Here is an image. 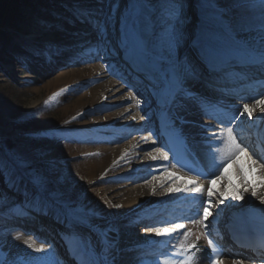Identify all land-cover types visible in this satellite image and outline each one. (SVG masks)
Segmentation results:
<instances>
[{
	"label": "bare ground",
	"instance_id": "6f19581e",
	"mask_svg": "<svg viewBox=\"0 0 264 264\" xmlns=\"http://www.w3.org/2000/svg\"><path fill=\"white\" fill-rule=\"evenodd\" d=\"M70 4L73 12H79L80 9H91V4H89L88 1L74 0L71 1ZM230 6L232 8L230 13L233 12L240 15L236 20H243L246 23L253 25L260 23L261 11H264V6H261L258 3L251 5L245 3L236 6L233 4V0L230 1ZM197 13L199 14V25L198 27L194 25V27H197V29L200 30L203 11L198 9ZM53 26H55V24H51V26L46 27L45 30L53 31L51 37L53 40L54 38L58 40L57 44H53L52 46H49L50 44L45 45L44 39L46 38V34L43 30L39 33H34L32 36L38 37L39 44L37 45V48L45 46L51 52H57L60 49L70 50L67 54L61 53V55L66 56V58L63 60L59 58L56 67H62L65 65L70 66L72 62H75L76 60H92L94 62L92 65L87 66L82 70L70 69L69 71L59 73L57 77H54L53 79H50V72L40 69V66L44 67L45 62H32V65L39 71L32 72V74L36 76V80H34L35 84H44L41 87H33V91L42 93L45 91L56 92L58 90H67L68 95L64 99L66 104L62 108L64 113H79V118L83 120L89 115L95 114V116H100V119L98 120L92 119L88 123H83L80 126L81 129H79L81 134L84 132H91L93 136L95 132H98L96 135L99 136L100 139L88 141L81 137V141L78 142L77 147L83 159V165L87 169V177L89 179V191L86 200L92 202V208L98 214L97 217L93 218L92 223L100 224L101 226H106V224L110 223L119 229L120 235L118 243L123 250L122 255L125 254L121 258L129 259L143 256L139 261H125L123 264H142V262L143 264H153L155 261H159L160 264H180L181 261H184V264H188L186 256H179L178 253L180 250L187 248L189 243L201 244L199 246L201 251L196 253L197 257H199V264H210L211 250L207 245V239L212 237L213 234L218 236L216 231L225 234V227L232 223L231 216L234 215H241L247 220L248 224L246 230L248 233H261L264 239V205H260L259 201L254 198L250 199L247 196L245 201L239 202V205H237V202L235 201L225 200V204L220 206V209L222 210L219 215H215L217 209L214 207L210 209L213 211V216H210L209 220L204 223L209 225L208 231L212 233L211 236L205 235L206 229L203 224L193 223L192 219H189L192 217L197 220H202L203 212L200 208V199L197 195L184 191L175 193L166 192V189L173 185L183 186L184 179H176V176L183 178H187V176L179 174L173 169L169 164V159L167 161L162 158H159L156 161L150 159L148 155L149 152L160 157V153L153 152V149L156 147L162 149L163 145L158 142L154 134H149V132H147L149 121L147 119H140V117L143 116L142 112L133 102L131 96L125 92L126 89L120 85L119 81L114 80V74L108 72V68L111 66V61L113 64L116 63V61L113 62L114 59L109 57H115V52L107 54L105 59H101V56L98 57V55H92L91 52L89 53H91L92 56L81 54L80 51H78V45L74 48H70L69 45L71 43L67 42L71 38H75V36L77 37L79 34L75 35L74 31L67 32L64 30L60 33L61 38H58V33L54 31L56 27L53 28ZM84 26L85 24L83 25L82 32L86 31ZM111 27L114 28V30L109 32L108 36L112 41V46H116L118 44L119 29L115 27L112 20ZM92 30L96 31V28L93 27ZM80 35H82L81 32ZM93 41V48L95 49L97 37L93 39ZM191 47H193V45H191ZM103 53L104 52L101 50L102 56ZM184 53H188V51H183L182 54ZM190 53L192 52L190 51ZM15 56L16 58L7 57L8 59L6 61L8 63L17 62L19 56ZM199 62L201 61L198 56L196 65L199 64ZM126 66V64H123L122 67L119 66L123 79L138 80V77L134 75V72L126 69ZM228 69L229 68L221 73L223 76H219L221 74H218V76H216V74H210L206 77V80L214 86L231 82L235 83V80H233L235 76L227 73ZM255 71L262 74L263 80L261 83L262 90L264 91V70L249 69L247 72L245 70H238L241 74L252 73L254 76L257 75ZM210 76H215L212 78L215 83H212L209 80ZM187 86L193 92L198 94L199 98H187L193 102L194 107L190 105L191 103H185L184 107L181 108L180 113L175 109L169 111V114L173 117L172 123H176L177 129L182 132L183 136L198 153L204 166L210 170L211 154L216 152L214 143L219 144L220 148L223 147V144H220L219 141L214 143L210 142L212 131H215L217 135H220L222 131H218L213 127V120H216V118H205L208 117V111L214 112V110L217 111L218 109L220 112H227L228 114H234L236 116L239 114V111L243 109V105L236 106L228 100L216 98L215 94L212 93L213 91L207 86H204V95L198 92V84L189 81ZM252 86L254 85L252 84ZM247 103L253 108L252 118L254 120H258L261 115H264L260 113V108L264 107V100L250 101ZM194 108L197 109V112L190 113L194 111ZM109 111H111L110 114H107ZM176 116L182 117L184 122L182 123L180 119H176ZM133 117H135V119H133ZM241 124H246L245 117H243ZM254 124V122L250 124L251 127L249 128V131ZM228 128L229 127L220 128L223 130L224 137L226 134L228 135ZM255 132L257 133L258 130ZM131 134L135 137L126 143L125 141L131 138ZM122 142H125L126 144L124 143L123 146L115 147ZM220 155L221 153H217V159H219ZM111 166L113 167L111 168ZM238 167L243 168L245 177L252 184L259 183L256 179L259 175V169L250 168L247 157L241 154V157L236 164L227 165L226 176L217 179L215 185H211L210 181L216 179V175H211L206 181H198V183L203 185L205 189L203 193L204 200H207V189L212 187L214 191L213 202H215L219 192L227 187L229 177L231 178L233 185L236 188H239L240 178L237 175ZM144 168H148V170L141 171L137 175H139L142 180H147L150 177L153 178L149 182H142L141 184H138V186H135V179L132 178V173H136V171ZM113 170H119L117 175L119 176L120 181L122 180L120 185L117 182V178H108ZM211 170L215 171V169ZM166 171L175 173L176 176L169 178L165 174ZM221 171L223 170L221 169ZM217 175L219 174L217 173ZM99 179L101 181L100 183H97ZM153 186H155V195H153ZM190 186L191 185H189V187ZM228 191L231 192L233 189L229 188ZM113 204H118L122 207L118 209L111 208L109 205ZM251 206L255 209V212L247 214L245 211ZM197 209H200L198 216ZM157 212L161 213L156 214V216H159V219L155 222H160V224L153 226L167 227V224L162 223L164 221L183 224L184 228L179 229L178 232H187L188 235L186 237L183 235L176 236V234L173 233L172 235L176 236V239L172 240L171 243H168L167 246H165L166 238L163 236L157 237L154 233L144 232L143 235L138 237V233L136 234L135 231L138 222L146 217L152 218V215ZM37 222L41 224V227H44L46 230L45 232L50 231L49 223L40 219H37ZM63 231L64 229H62L61 232ZM122 231L124 232L120 233ZM1 233H5V235L9 234V236H3L2 238H4V240L0 242L1 248L6 253L5 263L8 264V262L15 260L17 264H23V261L29 258V254L32 256L42 255L32 252L28 247L14 250L11 245H7L12 238L18 236L20 243L28 241L27 238H23L19 233H10L8 231H2ZM241 234L243 233L241 232ZM112 235L116 234L113 233ZM197 236L200 237L198 241L196 240ZM218 237L220 238V236ZM53 238L56 239L55 237ZM33 245L35 247L40 246L36 243ZM44 246L48 248V245ZM51 248V258L55 260L54 257L61 252H54V248L52 246ZM238 256L240 258L234 260L233 255L228 253L218 261H215V264H260L256 262V255L250 256L255 263L250 261L244 252L240 253ZM257 256L263 258L259 254H257ZM59 258L61 264H65L63 261L64 258Z\"/></svg>",
	"mask_w": 264,
	"mask_h": 264
},
{
	"label": "snow or ice",
	"instance_id": "6c2138e0",
	"mask_svg": "<svg viewBox=\"0 0 264 264\" xmlns=\"http://www.w3.org/2000/svg\"><path fill=\"white\" fill-rule=\"evenodd\" d=\"M203 10L200 32L193 41V46L198 50L199 59L206 65L210 72L220 71L225 66H232L233 63L259 66L264 70V11H261L260 23L253 25L243 20H236L230 15V10L221 6V0H199ZM255 4L264 6V0H233V4ZM114 9L118 5H113ZM128 11L119 19L118 44L114 48L112 41L108 36L111 20L110 17L95 19L92 13L82 12L81 15L90 20L97 31L96 48L93 50L103 51L105 55L112 52L122 53L127 61L139 72H142L145 78L150 82L152 95L157 98L158 103L166 110L173 111L182 107V101L186 98H199L198 94L193 92L187 85L188 81L196 79L200 73L196 63L187 55L181 54L187 39L184 30L188 18L185 15V0H129L127 4ZM101 59L104 56L100 57ZM141 99L137 100L139 106L143 103ZM217 111H219L217 109ZM260 113L264 114V107L260 108ZM209 115H215V112H209ZM83 115V114H81ZM249 119L253 115V108L248 103L243 104V109L235 116L239 120L242 116ZM183 123V118L176 116ZM135 119V117H133ZM145 119L144 116L140 117ZM264 120V115L260 116ZM233 121V123L235 122ZM228 135L223 136V130L220 135L215 131L211 132L210 142L219 141L223 144L214 143L216 152L211 154L210 170L204 172L203 169L188 167V171L195 174L187 178L176 176L175 173L167 172L169 178L176 176V179H184L183 186L173 185L166 189L167 193L184 191L197 195L200 199V208L203 212L202 220L190 217L193 223L204 225L205 235L211 236L208 231L209 225L205 221L213 216L211 208L217 209L215 215H219L221 205L225 200L239 202L248 198H254L264 205V157L257 156L249 152V146L243 141L237 140L233 134L232 128L227 129ZM171 150V149H170ZM153 152L160 153V157L149 152L151 160L156 161L159 158L167 161L168 153L160 147L153 149ZM217 153H221L217 159ZM241 154L247 157L250 168L259 169V175L256 179L258 184H252L246 177L242 167L237 168V175L240 178V187L236 188L231 178H228L227 187L220 191L213 202L214 191L212 187L207 189V200L203 198L205 191L203 185L198 183L201 176L216 175V179L210 181L211 185L217 183V179L226 176L227 165L236 164ZM180 163V161H177ZM184 167L185 165H181ZM211 169H215L212 171ZM221 169L223 171H221ZM217 173L219 175H217ZM7 175V178L14 187L23 186L25 181L31 184L33 191L30 192L29 199L25 206L28 208H41L55 210L58 213L60 223H63L66 232L63 238L67 246L70 260L75 264H121L123 250L118 243L119 229L113 224L92 223L93 218L98 214L92 209H85L75 204L71 200L63 198V193L50 187L52 181L50 177L39 171L32 164V161L23 154L15 153L7 160L0 157V175ZM189 185H191L189 187ZM163 186V185H161ZM232 188L233 191H228ZM153 195H155V186H153ZM5 199L0 195V200ZM107 203V202H105ZM111 208H120L121 205H109ZM19 207V206H17ZM200 209H197V216ZM102 219V218H101ZM164 226H147L143 229L146 233H154L157 237H165V246L176 239V236H187L188 233H180L184 225L170 221L162 222ZM86 226L91 233H94L97 240H92L89 236L77 231V226ZM115 233L116 235H112ZM175 233L176 236L172 234ZM19 239V237H15ZM199 236L196 237L198 241ZM34 253L42 255L32 256L23 261V264H61L59 260H54L52 256L51 245L46 248L42 242L39 247H35L28 241L24 242ZM208 246L211 249V256H214L217 250L214 239L209 238ZM193 250V251H190ZM201 251L196 243H189L187 248L179 251V256H186L188 264H199V257L196 253ZM187 254V255H186ZM167 255V254H166ZM0 264L5 262L0 259ZM8 264H17L15 260ZM143 264V262H142ZM153 264H160L159 261ZM180 264H184L181 261ZM215 264V260H211Z\"/></svg>",
	"mask_w": 264,
	"mask_h": 264
},
{
	"label": "rangeland",
	"instance_id": "374dc122",
	"mask_svg": "<svg viewBox=\"0 0 264 264\" xmlns=\"http://www.w3.org/2000/svg\"><path fill=\"white\" fill-rule=\"evenodd\" d=\"M48 1L51 2V5H48L49 7L46 8L47 10L45 9V16L42 18L32 17V24L26 25L25 23L24 27L21 28V33H39L43 30L46 34V38L44 39L45 45L51 44L49 46H52V44H54V41L51 37L53 31L45 30V28L51 26V24H55L53 28L56 27L54 31L58 33V38H61L60 33L64 30L67 32L74 31L75 35L79 34L77 37L75 36V38H71L67 42L71 43L69 45L71 48H74L76 45H81L80 48L83 51L89 50L92 48V46H94L87 43L91 42L93 38L97 37V31H92L93 26L91 25L90 20H84L85 17L82 16L81 13L87 12L95 14V19H102L105 16L110 17V20L114 22L115 27L119 28V19L128 11L127 4L129 2V0H83L88 1L89 4H91V9H80L79 12L74 13L71 10L72 6L70 4V2L74 0ZM230 1L231 0H221V6L231 11L232 8L230 6ZM113 5H118V7L114 9ZM198 9L202 10L199 0H185L184 12L188 18V22L185 24L184 30L187 34V39L185 41L184 47L181 49V54L185 49L191 48L193 41L197 38L200 32V30L197 29L199 25V14L197 13ZM230 15L234 19H237V17L240 16L233 12L230 13ZM84 24L86 31L82 32ZM194 25L197 27L195 28ZM113 30L114 28L110 27L109 32ZM80 32L82 35H80ZM34 37L35 41H37L36 43L34 42V45L36 46H33L30 43H27L28 45L26 44L25 47L16 48L15 46L14 53L16 54H12L8 52V50H5L4 55L2 56L0 52V157L7 160L9 156H12L14 150L21 145L23 140H26L27 135L45 131L58 133L57 137L52 135L53 138L49 140L41 139V150L43 151L46 149V151H48L50 149V151L40 159L46 164V167L40 168L39 171L47 174L50 177L52 181L50 185L51 188L62 192L64 199L71 200L86 210H93L92 202L90 200H86L89 191V179L87 177V169L83 165V159L77 147L78 142L81 141V137L79 136V132L77 130L81 129L80 126L83 123H88L92 119L98 120L100 119V116H95V114L89 115L83 120L79 118V113H64L62 108L66 104L64 99L68 95L67 90H58L56 92L45 91L42 93L33 91V87H41L44 84H35L34 80H36V76L33 75L32 72L39 71L32 65L31 62H45L44 67L40 66V69L50 72V79H53L54 77H57L58 72L57 69L52 70V68L55 67H53L54 64L49 58L60 57V53L62 52V50H59L58 53L51 52L45 46H42L41 52L43 55H41L39 53L40 51L37 50V45L39 44L38 37ZM15 55L19 56V58H17V62L14 61L15 63H8L6 61L9 57L16 58ZM112 57L110 56V58ZM72 65V69L76 70H82L85 67L90 66V64H82L77 66L75 62ZM61 69L62 68L59 67V70ZM35 110L37 111L33 114V111ZM110 112L111 111H109L107 114H110ZM28 114H33L34 117L32 116L31 120L33 119L32 123H34L33 125L35 127H32L26 131L22 126H20V119ZM92 135L93 134L91 132H84L81 134V136H83L88 141L90 140L89 137ZM38 146H40L39 143L36 144V147ZM115 147H119V144ZM118 171L119 170H113L109 177L112 178L117 176ZM3 179L6 180L5 182L8 184V188H1V186H3L5 183L0 181V195L5 197V199L0 200V215L2 212L6 211L7 208L13 210L19 209L22 211L25 208H28L25 206V202L27 199H29L28 194L32 192V190L30 188L25 189V195L23 191H20L19 187H14L13 184L9 182L6 174L5 178ZM149 181V179H137L134 182V185L138 186V184H141L142 182ZM118 184L120 185L121 182L118 181ZM11 191L15 192L16 194H13ZM44 210H49L54 214V219H58V213L55 210ZM7 216L8 215H4V217ZM1 221L4 222V220ZM142 230L143 229L138 224L135 228L136 233L139 231L138 237L141 236ZM2 231H10V233H12L16 230L14 231L9 227L5 228L0 225V242L4 240V238H2L3 236H9V234L5 235V233H1ZM79 232L89 236L94 241L97 240L96 235L90 231L79 230ZM123 232L124 231L120 233ZM16 233H19V235L23 236V238L26 237L29 241L28 243H36L37 245L41 244V241L35 239L31 232L28 234H25L22 231ZM7 245H11L14 250L27 248V245L24 242L20 243L16 238H12L10 243L8 242ZM59 248V246H56L54 249L57 251ZM5 255L6 253L0 247V259L4 261ZM59 257H61V253L54 258L55 260H59ZM69 259V257H66V259L63 261L68 263L71 261ZM121 259V264H123L125 261L141 260V258Z\"/></svg>",
	"mask_w": 264,
	"mask_h": 264
},
{
	"label": "trees",
	"instance_id": "16d2710c",
	"mask_svg": "<svg viewBox=\"0 0 264 264\" xmlns=\"http://www.w3.org/2000/svg\"><path fill=\"white\" fill-rule=\"evenodd\" d=\"M44 3L45 0H0V42L12 36L10 33L12 32L11 30L16 31L22 27L23 22L25 20L28 21L27 17L40 14L44 9ZM36 111H33V114ZM33 114H28L20 119V126L25 130L35 127L33 125L34 123H32L33 119L31 120ZM51 138L52 136L47 133L27 135L26 140L22 141L21 145L14 150L13 154H23L32 161V164L34 163L33 166L35 168H38L42 164L35 165V162L46 153V149L41 150V139L49 140ZM37 143L40 146L36 147Z\"/></svg>",
	"mask_w": 264,
	"mask_h": 264
}]
</instances>
